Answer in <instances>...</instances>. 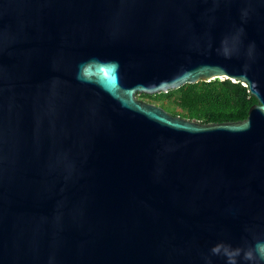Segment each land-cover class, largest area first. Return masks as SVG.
Returning <instances> with one entry per match:
<instances>
[{
    "label": "water",
    "instance_id": "95a60500",
    "mask_svg": "<svg viewBox=\"0 0 264 264\" xmlns=\"http://www.w3.org/2000/svg\"><path fill=\"white\" fill-rule=\"evenodd\" d=\"M227 78L241 120L137 94ZM264 0H0V264H264Z\"/></svg>",
    "mask_w": 264,
    "mask_h": 264
},
{
    "label": "trees",
    "instance_id": "16d2710c",
    "mask_svg": "<svg viewBox=\"0 0 264 264\" xmlns=\"http://www.w3.org/2000/svg\"><path fill=\"white\" fill-rule=\"evenodd\" d=\"M136 96L171 115L202 123L241 120L255 101L245 85L227 78L185 83L166 92Z\"/></svg>",
    "mask_w": 264,
    "mask_h": 264
},
{
    "label": "clouds",
    "instance_id": "9594fccd",
    "mask_svg": "<svg viewBox=\"0 0 264 264\" xmlns=\"http://www.w3.org/2000/svg\"><path fill=\"white\" fill-rule=\"evenodd\" d=\"M213 255H225L226 264H237L236 257L241 255L240 249H230L224 246L217 245L211 249ZM244 259L254 261L257 257L260 261H264V244H257L255 250H249L243 253ZM210 264V262H209Z\"/></svg>",
    "mask_w": 264,
    "mask_h": 264
},
{
    "label": "rangeland",
    "instance_id": "374dc122",
    "mask_svg": "<svg viewBox=\"0 0 264 264\" xmlns=\"http://www.w3.org/2000/svg\"><path fill=\"white\" fill-rule=\"evenodd\" d=\"M142 101H144V102H148V101H145V100H142ZM149 103H151V102H149Z\"/></svg>",
    "mask_w": 264,
    "mask_h": 264
}]
</instances>
